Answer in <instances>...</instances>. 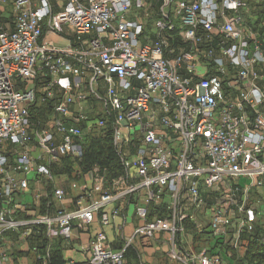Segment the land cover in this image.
<instances>
[{
	"label": "built area",
	"instance_id": "built-area-1",
	"mask_svg": "<svg viewBox=\"0 0 264 264\" xmlns=\"http://www.w3.org/2000/svg\"><path fill=\"white\" fill-rule=\"evenodd\" d=\"M55 90L50 126L32 131L31 104ZM82 122L110 124L125 171L106 184L96 169L97 196L38 214L49 243L32 248L35 264L95 220L90 264H141L129 253L142 260L138 238L180 264H232L226 243L244 256L252 188L264 186V0H0V264L7 232H33L17 193L35 168L51 177L49 163L82 154ZM51 194L48 209L66 190ZM129 195L140 202L131 233L127 218L115 224Z\"/></svg>",
	"mask_w": 264,
	"mask_h": 264
},
{
	"label": "crops",
	"instance_id": "crops-1",
	"mask_svg": "<svg viewBox=\"0 0 264 264\" xmlns=\"http://www.w3.org/2000/svg\"><path fill=\"white\" fill-rule=\"evenodd\" d=\"M57 0H55L56 2ZM34 4V0H32ZM63 5V2H60ZM55 41L58 44H66L67 40L58 35H52ZM78 107V104H76ZM54 163H49V167ZM36 167V166H35ZM33 173L32 177H29V174ZM28 174L30 179L29 187L22 189L17 193V198L23 205V208L18 209L17 216L22 219L34 218V227L33 232L27 240H22L18 236V232H7L4 239V246L7 251L8 257L2 260V264H35V252L32 250L34 247V237L39 235L40 227L37 226L39 223L35 222L38 214L43 212L42 202L38 200L37 194L41 193L42 198H47L49 196L50 189L53 192V188L56 186H62L66 190V197L63 200L54 201V207L47 209L52 215L56 214L59 210H70L76 206L77 199L81 196H85V193L88 189L91 190L92 196H97L96 192L93 189L94 183L92 184L94 178V172H89L86 174L77 175V172H74L75 175L69 176L66 173L52 176L39 174L36 171V168ZM77 176V177H76ZM242 181H245L243 179ZM247 181V179H246ZM87 199L90 196H85ZM252 202L255 203L258 210L257 219L255 222L256 228L259 227V231L264 237V186H254L252 188ZM53 198L52 195V200ZM42 200V199H41ZM140 202H135L134 196L129 195V201L124 206L122 215L116 219V225L122 226L124 224V217L127 218V223L125 224L126 232L131 233L134 226L138 223V212L137 207ZM115 224L109 228L111 236L114 234ZM101 228L98 220L91 222L88 227H81L76 222L73 237L70 241L64 240L62 237H56L52 240V243L57 242L62 249L63 256L66 259H74L75 261H83L86 259L91 241L94 238L96 232ZM44 232V231H43ZM108 232V231H107ZM249 233L243 235V240L245 243L249 242ZM135 248L140 251L139 245L135 243ZM134 249V248H133ZM153 250V249H152ZM151 248L145 249L148 254L152 251ZM222 250L229 253L230 260L232 264H245L242 263L241 259L243 256L239 255V251L233 249L229 243H226L222 246ZM136 251V249H135ZM227 253V254H228ZM132 259H134L133 253H130ZM151 257V256H150ZM153 258L142 257V262L146 264V261L149 260L150 263L153 262ZM157 261L153 262L156 263Z\"/></svg>",
	"mask_w": 264,
	"mask_h": 264
},
{
	"label": "trees",
	"instance_id": "trees-1",
	"mask_svg": "<svg viewBox=\"0 0 264 264\" xmlns=\"http://www.w3.org/2000/svg\"><path fill=\"white\" fill-rule=\"evenodd\" d=\"M61 97L59 90L54 91V96L48 97L46 102L32 103L30 106V114L32 120V131L38 128L39 125L44 124L46 119H50L53 115V103ZM80 126L83 128L84 135L78 139L82 144V154L78 157L71 154H63L60 158L51 165V171L54 175L66 173L69 176L86 174L95 171L104 176L106 184L113 180L121 173H123L124 166L121 158L118 155L117 149L113 142V129L110 124L106 126L90 125L87 126L82 122ZM97 169V170H96ZM77 177V176H76ZM51 189L47 198H42L43 212L48 211L47 203L52 201ZM40 227V234L34 237V246L39 249H45L49 243V238L45 234L46 226L38 224ZM189 227H194L190 224ZM195 229V228H194ZM44 231V232H43ZM252 234L254 236H252ZM249 235V242L247 250L241 261L245 264H264V239L259 227L256 228L255 233ZM52 255L49 264H66L67 259L64 258L63 252L59 243H52ZM129 253H133L134 259L140 263L139 256L134 249H129ZM132 258V257H131ZM76 264H90L89 261H78ZM142 264V263H141ZM144 264V263H143Z\"/></svg>",
	"mask_w": 264,
	"mask_h": 264
},
{
	"label": "rangeland",
	"instance_id": "rangeland-1",
	"mask_svg": "<svg viewBox=\"0 0 264 264\" xmlns=\"http://www.w3.org/2000/svg\"><path fill=\"white\" fill-rule=\"evenodd\" d=\"M6 7H7V11H8V14L10 15L11 14V11H12V8H11V6H10V4L8 3V2H4L3 3ZM93 98V97H92ZM90 101V100H89ZM93 101H95L94 100V98H93ZM92 101H90L89 102V104L88 105H86V106H88V107H91L92 108ZM96 108V107H95ZM97 109V108H96ZM90 115L91 116H94L95 115V111H92V110H90ZM51 122H52V119L50 118L49 120L48 119H46L45 120V122H44V124H47V126H50V124H51ZM33 176V173H30L29 174V177H32ZM94 182L92 181V184H93ZM206 222V221H205ZM194 225V224H193ZM106 229V231H108V235L109 236H111V232H109V228L108 227H106L105 228ZM127 233H129V232H127ZM195 233V236H196V238H197V236H199V233H197V232H194ZM200 238V237H199ZM198 238V239H199ZM148 242H149V240L148 239H144V242H141V240L138 238V239H136L135 241H134V243H136V244H138L139 245V248H140V252H141V255H142V257L144 256H146V258L148 259V257L151 259V258H153L154 256H156V258L155 259H152L153 260V262H155V261H157L156 263H150V261L149 260H147L146 261V264H180V262H179V260L178 259H176V258H174V257H172V256H169L166 252H165V250L164 249H161V248H159V249H157V250H152V251H154L153 253L152 252H150V254H148V252H146L145 251V249H147V248H151V246L150 245H148ZM196 246H197V250H200L202 247H204L205 245H207V240H205V239H200V240H197L196 242ZM151 256V257H150Z\"/></svg>",
	"mask_w": 264,
	"mask_h": 264
}]
</instances>
